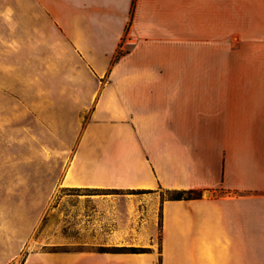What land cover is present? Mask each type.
<instances>
[{
    "label": "crops",
    "instance_id": "0c3cea01",
    "mask_svg": "<svg viewBox=\"0 0 264 264\" xmlns=\"http://www.w3.org/2000/svg\"><path fill=\"white\" fill-rule=\"evenodd\" d=\"M246 15H264V0H0V63L68 48L51 62L93 97L54 208V246L71 248L40 246L23 264H264V87L206 55L199 19ZM158 237L159 250H99Z\"/></svg>",
    "mask_w": 264,
    "mask_h": 264
},
{
    "label": "rangeland",
    "instance_id": "374dc122",
    "mask_svg": "<svg viewBox=\"0 0 264 264\" xmlns=\"http://www.w3.org/2000/svg\"><path fill=\"white\" fill-rule=\"evenodd\" d=\"M199 19L211 46L206 55H221L223 72L251 73L255 86L264 87V15ZM39 54L46 62H39ZM54 55L68 60L69 49L31 47L24 60L21 49H14L10 62L0 63V253L15 252L22 246L21 237L29 234L14 264H23L27 254L40 246L48 251L71 248L69 244L54 246V208L79 141L71 137L89 121L92 107L88 103L93 97L79 95L86 81L70 79L71 65L52 63ZM69 223L70 218L63 219V232L75 234ZM79 242L72 248L87 247L86 241ZM148 242L152 246L107 248H161L160 237Z\"/></svg>",
    "mask_w": 264,
    "mask_h": 264
},
{
    "label": "trees",
    "instance_id": "16d2710c",
    "mask_svg": "<svg viewBox=\"0 0 264 264\" xmlns=\"http://www.w3.org/2000/svg\"><path fill=\"white\" fill-rule=\"evenodd\" d=\"M135 1L133 0V6L135 5ZM120 56V52L117 56V58ZM111 192H118V191H111ZM162 197L164 199H171V200H189V199H196L200 198L202 196V191L199 190H170V189H162ZM100 252H113V253H144L147 252L146 249L141 248V247H128V246H123V247H112V248H107V247H101Z\"/></svg>",
    "mask_w": 264,
    "mask_h": 264
}]
</instances>
